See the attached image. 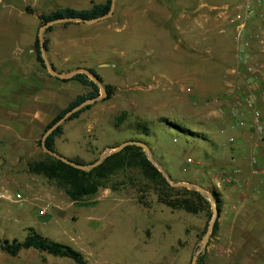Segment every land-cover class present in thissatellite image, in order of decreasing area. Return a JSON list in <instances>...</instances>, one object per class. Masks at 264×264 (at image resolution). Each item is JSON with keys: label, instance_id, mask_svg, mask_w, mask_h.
Wrapping results in <instances>:
<instances>
[{"label": "rangeland", "instance_id": "obj_1", "mask_svg": "<svg viewBox=\"0 0 264 264\" xmlns=\"http://www.w3.org/2000/svg\"><path fill=\"white\" fill-rule=\"evenodd\" d=\"M3 1L15 5L32 4L36 0ZM69 1L39 0V5L49 11L69 5L65 4ZM79 1L87 6L88 0ZM119 1L122 0H115V4L119 5ZM126 2L130 8H121L118 9L120 13H115L119 26L113 30L119 32L112 33L108 47L98 52L93 48V41L82 40L80 56L69 58L63 64L68 69L93 66L97 70L99 64L95 58L100 53L108 54L114 64L103 66L108 71L99 69V75L103 77L102 84L109 83L116 89L108 99L92 102L79 117L66 118L61 123L63 134L56 138L55 150L89 163L126 140L146 142L153 158L172 179L194 182L221 193V210L215 220L217 231L214 235L211 232L196 264L200 261L201 264H256V261L264 264V246H258L253 240L256 234L249 232V227H258L262 231L259 236L264 237V218L255 213L264 210V202L247 197L237 221L229 214L234 211L236 202L232 189L226 188L233 183L222 182L216 186L232 171L225 160L230 144L223 143L221 138L227 133L223 121L228 120L229 114L224 109L220 111L224 91L218 86L225 84L229 76L227 70L234 65L235 28L230 18L248 2L253 12L246 23V31L264 35V0ZM8 8H0V15ZM122 10L125 13L133 11L135 15L128 18L121 15ZM91 30L86 27L79 34L89 36ZM118 34L123 38L119 39ZM70 35H74L73 32ZM4 45L6 42L2 49H6ZM258 47L257 41L250 43L246 51L251 57L241 56L244 64L247 61L253 67L260 64L263 57L253 56ZM62 59L53 58L57 67ZM159 70L160 77L157 76ZM17 79L13 76L0 79L3 106L9 104L6 86L17 85ZM78 86L76 83L72 89L67 88L58 102L72 98ZM87 89L83 86L81 91ZM4 112L0 114V187L7 189V180H10L12 191L22 188L19 191L24 200L0 202V238L22 241L28 233L27 228L33 227L38 233L79 250L87 264H191L211 218L210 203L204 196L208 204H202L196 214L171 210L159 202L156 182L133 166L109 178L107 185L111 192L108 195H101L104 188H100L96 194L85 196L80 204L74 202L53 180L27 171V162L41 157L44 152L40 140L46 125L15 120L18 114ZM174 124L206 132L208 139L186 136L176 130ZM138 125L146 126L148 131ZM214 146L218 148L215 150ZM240 175L241 172L237 178ZM26 184L44 193V218L38 215L40 202L32 200L31 188L23 192ZM169 193L178 198L188 196L177 194V191ZM105 211L109 213L104 215ZM90 212H97V216L86 218ZM50 219L52 222L48 226L46 223ZM50 229L54 234H49ZM19 258L25 261L44 259V264H75L69 259L55 260L59 258L32 248L22 250L16 257L0 250V264L5 259L15 264Z\"/></svg>", "mask_w": 264, "mask_h": 264}, {"label": "crops", "instance_id": "obj_2", "mask_svg": "<svg viewBox=\"0 0 264 264\" xmlns=\"http://www.w3.org/2000/svg\"><path fill=\"white\" fill-rule=\"evenodd\" d=\"M105 1L106 0H88L87 6H83L79 0H70L69 2L65 3L69 5H62L59 7L69 6L77 9H83L89 8L93 3H104ZM128 5L129 3L126 2V0L119 1V5L114 4L113 14L96 21H68V23H65V21H58L52 23L51 30L45 31L44 29L43 37L47 39L46 55L48 60L53 64L54 68L59 72H68L76 69V67H74L73 69L72 67H70L68 69L67 67H64L63 64H66L68 61L67 59L69 58L72 59V57H76V55L80 56L81 52L79 45L82 40L93 41V48H96L98 52L106 46L108 47L110 45V42H112V33L119 32L113 30V28H117L119 26L118 17L115 16V13H117L116 11L120 13L118 9L128 8ZM202 5L203 3H201L199 6L202 7ZM5 6H9L7 12L0 15V42H2L0 51V79L5 80L11 78V76L19 79H17V85L14 83L13 86H6V88L9 89L5 92V95L9 98V104L7 106H3V104L1 103L2 101L0 102V114L5 113L4 111H6L7 113L11 112L16 115L18 114V117L13 118L15 120L35 121L40 122V125H46L56 116L59 111L65 108L72 99H74L78 94L86 92L89 88L86 86L88 89L86 91H81L82 87L85 85L74 79L64 80V78H60L50 74L47 68H42L36 60L33 43L36 36H38L40 27L42 26L40 19L38 18V14L42 12H49L51 10H44V7H42V5H39V0L34 1L32 4L22 3L15 5H8L3 0H0V8ZM26 6H30L33 9V12L30 13L26 11ZM132 6L133 5H131V7ZM122 13L124 16H128V18L135 15V12L133 11L125 13L122 10L121 15ZM86 27L92 29L89 36H83L81 35V33L79 34V32ZM70 32H73L74 35H70ZM69 36H73L74 38ZM75 36H79L78 38L81 39L78 40ZM118 36L119 39L123 38L119 34ZM253 41L258 42V40ZM5 42L7 44L4 45L6 49H2L3 43L5 44ZM51 44L56 49H54L53 47L51 48ZM233 45L235 46V52L232 56L234 65H232V67L229 66V70H227L229 76L225 81V84H220L218 86L219 89H223L224 91L221 94V102L223 103V106L221 105L220 111L224 109L229 114L227 115L228 120L226 118V120L223 121V125L224 123L225 127L227 125V133H225L224 135H222L223 137H221L223 143L227 145L230 144L228 150L229 152L227 151L228 153L226 154L227 157L225 160L226 163L229 164L230 168L237 167L241 172V175L237 178V183H229L226 187L227 189H232V196L234 201L236 202V206L234 204L235 208L233 206L234 211L229 212V214L234 219L237 218L238 221L242 213L241 206H243L244 200H246L247 197H254L257 201L264 202V138L261 134H258L255 131L252 124V111L244 101V97L247 94H249L250 92H255L258 95L257 104L264 115V51L259 45L258 50L255 52V54H253L255 58L262 56L263 59L260 61V64L258 62H255L256 64L258 63L256 67H254L257 72L253 74V76H249L248 74H246L245 66L250 63L249 61H247L246 64H244V60H239L242 55L238 50L239 42L236 39L235 33L233 34ZM251 46L253 45L251 44ZM56 56L63 58L59 61V67L56 66V63L53 60V58ZM247 56L251 57L248 50L245 57ZM109 57L111 56L108 54L100 53L95 58V62L99 64V68L96 70L95 67H92L97 71L98 74L101 73L99 69H105V71H108L106 70L107 68L103 66H111L112 64H114L112 60L108 59ZM75 62L76 64H79V61ZM99 76L102 77V75ZM157 76H161V70H159ZM76 83H78L79 85L78 89L75 91L76 94L72 98H66L64 99V101L63 99H60V102H58V98L63 95L64 91H66L67 88L72 89L73 84ZM237 85L241 86L240 90L236 89ZM231 107H235V109L237 110V116H233L230 113ZM220 123H222V120H220ZM230 136L234 137V143H230L228 141V138ZM56 138L55 143L57 141ZM216 148L218 147L214 146L213 149L216 150ZM253 158H255V162L252 161ZM76 160L80 161L79 159ZM252 169H257V171L255 173H252ZM9 181L10 180H7V189H4V187H0V190H6L10 194H14L22 189L17 188L15 191H12L9 187L11 185V182ZM25 186L23 192H27V189L31 188L30 195L32 200L39 201V207H44V193L41 194L38 190H35L29 184L27 185V187ZM110 192L111 189L108 186L104 188V191L101 192V195H108ZM6 200L12 199H3L0 200V202ZM97 212H90L85 217L93 218L97 216ZM108 213L109 211H105L103 214L107 215ZM114 213L116 215L117 211H114ZM255 213L259 214V218H264L263 209L256 211ZM98 214L100 215V212H98ZM40 218H44V215L40 216ZM50 220L51 221H49L48 224L46 223V225L49 226V224L52 222V219ZM42 222L44 224V220ZM29 229H33L37 234L52 241H56L49 238V235L44 236L41 233H38V231L33 227H28L27 231ZM262 230H264V228H262ZM249 232L250 234H256L257 238L254 237L253 240L256 244L258 243V246H264V237L259 236L262 233L260 228L251 226L249 227ZM49 234H54L51 229L49 231ZM65 259L66 258H59L55 260L65 261ZM2 264L9 263H7V260L5 259ZM15 264H44V259H38V261H34V259L25 261L19 258L17 259ZM256 264L259 263L256 261Z\"/></svg>", "mask_w": 264, "mask_h": 264}, {"label": "trees", "instance_id": "obj_3", "mask_svg": "<svg viewBox=\"0 0 264 264\" xmlns=\"http://www.w3.org/2000/svg\"><path fill=\"white\" fill-rule=\"evenodd\" d=\"M110 3L111 0H106L104 3H93L89 8L83 9H77L69 6L59 7L49 12L39 13L38 18L40 19L42 25L52 19L60 17H82L83 19H91L106 14L110 8ZM25 10L30 13L33 12V9L30 6H26ZM65 23H68V21ZM51 27L52 24L48 25L45 28V31L51 30ZM44 46L47 49V39L45 38ZM33 49L38 64L42 68H46L40 54L38 36H36L34 40ZM89 69L102 82V79L96 70L92 67ZM67 79L77 80L89 89L84 93L78 94L74 99H72L65 108L59 111L56 116L46 124L45 129L69 109L78 105L85 99L98 96L99 94V86L84 73H77L69 78H64V80ZM103 86L105 89L103 99H108L114 93L116 88L114 85L109 83H103ZM91 105V103H88L77 109L68 117V119L79 117V115L86 109L90 108ZM174 125L176 130L186 136H197L202 139H208L206 132H197L180 124ZM138 127L148 131L146 126L138 125ZM62 133L63 128L60 124L46 137V146L55 150V138L60 136ZM133 166L139 167L144 176L156 182L158 200L167 208L171 210H184L185 212L196 214L202 204H208V201L194 189H188L182 186H171L164 179L157 168L147 159L142 148L134 144L125 145L121 150L111 153L106 156L99 165L89 170H82L73 167L59 159L54 158L48 153L43 152L41 157L27 162V171L30 174L40 175L49 180H53L57 186L65 191L72 201L80 204L85 196H91L100 188L108 187L107 182L112 175ZM171 191H177L179 192L177 194H186L188 196L180 198L174 197L176 194L169 193ZM210 192L212 199L216 204L217 212H220L222 203L221 193L215 188H212ZM216 231L217 223L215 222L212 235H214ZM31 248L53 257L72 260L75 264H87V261L81 252L68 245L43 237L37 234L33 229L28 230L26 237L22 241H18L16 239L9 241L8 239L0 238V250L11 257L17 256L21 250ZM197 264H201V261Z\"/></svg>", "mask_w": 264, "mask_h": 264}, {"label": "water", "instance_id": "obj_4", "mask_svg": "<svg viewBox=\"0 0 264 264\" xmlns=\"http://www.w3.org/2000/svg\"><path fill=\"white\" fill-rule=\"evenodd\" d=\"M114 4H115V0H111L110 3V8L108 10V12L104 15L101 16H97L91 19H83L82 17H60V18H56V19H52L50 21H48L47 23L43 24L39 31H38V38H39V46H40V54L43 60V63L45 65V67L47 68V70L50 72V74L55 75L57 77L60 78H69L71 76H73L74 74L77 73H84L87 76H89L100 88L101 90V94L92 98H87L84 101H82L81 103H79L78 105L74 106L73 108L69 109L68 111H66L60 118H58L54 123H52L49 127H47L41 137L40 143H41V148L43 149L44 152L48 153L49 155L53 156L56 159H59L73 167L82 169V170H89L97 165H99L106 156L110 155L113 152L119 151L121 150L125 145L128 144H134L137 146H140L144 152H145V156L147 157V159L153 164V166H155L157 168V170L162 174V176L164 177V179L171 185V186H182V187H186L188 189H194L196 191H198L202 196H204L210 203V207H211V218L207 227V230L202 238L201 241V245L199 247V249L197 250V252L193 255L192 260H191V264H196L197 258L198 256L204 252L207 241L210 237V234L213 230L214 227V222L216 220V216H217V209H216V204L212 199L211 196V192L197 184L194 182H187V181H177L174 180L170 177V175L164 170V168L162 166H160V164H158V162L153 158L150 149L148 147V145L146 144V142L142 141V140H126L124 142H122L121 144L110 148L108 151H104L103 153H101L94 161L89 162V163H83V162H79L73 158H69L67 156L61 155L58 152H56L53 149H50L48 146H46L45 144V139L46 137L58 126L60 125L66 118H68L74 111H76L77 109L81 108L82 106L88 104V103H92L96 100H99L101 98L104 97L105 95V89L104 86L102 84V82L95 76V74L93 72L90 71L89 68L86 67H78L72 71H68V72H59L57 71L53 64L48 60L47 55H46V48L44 46V39H43V31L44 29L54 23V22H58V21H86V22H92V21H96L105 17H108L112 14L113 12V8H114Z\"/></svg>", "mask_w": 264, "mask_h": 264}, {"label": "built area", "instance_id": "obj_5", "mask_svg": "<svg viewBox=\"0 0 264 264\" xmlns=\"http://www.w3.org/2000/svg\"><path fill=\"white\" fill-rule=\"evenodd\" d=\"M223 7V6H222ZM217 8V7H215ZM224 9H226L224 7ZM253 12V6L246 2L242 8L235 11L233 16L230 18L231 25L235 28V36L237 41L239 42V53L244 56L246 55L247 51L246 48L250 46V43L253 40H258L259 45L261 49L264 51V35L259 34H249L246 31V23L249 20L251 14ZM240 60H244L243 57H240ZM245 62V60H244ZM246 74L249 76H253L257 71L255 68L248 64L245 66ZM237 90L241 89V86H236ZM245 103L250 107L252 111V124L255 129V131L258 134H261L264 138V115L262 113V110L259 108L257 102H258V95L255 92H250L244 97ZM230 113L233 116H237V110L235 107L230 108ZM228 141L230 143H234L235 139L233 136H230L228 138ZM188 161H191L190 158L187 159ZM253 162H255V158L252 159ZM257 169H252L251 172L255 173ZM240 170L237 167L232 168L231 174L229 176H226V178H223L221 181H218L216 184L217 187L220 186V183L222 182H232L237 183V175L239 174ZM37 198V197H35ZM3 199H12L15 201H22L24 200V196L21 191H17L14 194H10L6 190H0V200ZM46 208L41 207L38 209V215L43 216L45 214Z\"/></svg>", "mask_w": 264, "mask_h": 264}]
</instances>
